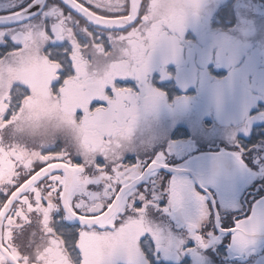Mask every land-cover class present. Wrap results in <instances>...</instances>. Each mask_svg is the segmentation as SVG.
<instances>
[{
	"label": "snow or ice",
	"instance_id": "6c2138e0",
	"mask_svg": "<svg viewBox=\"0 0 264 264\" xmlns=\"http://www.w3.org/2000/svg\"><path fill=\"white\" fill-rule=\"evenodd\" d=\"M198 8L23 0L0 14V264H142L143 210L129 215L135 169L120 154L141 104L163 93L129 85L146 79L154 53ZM206 199L187 181L174 184L171 210L195 226ZM234 231L239 246L252 244L264 209Z\"/></svg>",
	"mask_w": 264,
	"mask_h": 264
},
{
	"label": "flooded vegetation",
	"instance_id": "af4514ba",
	"mask_svg": "<svg viewBox=\"0 0 264 264\" xmlns=\"http://www.w3.org/2000/svg\"><path fill=\"white\" fill-rule=\"evenodd\" d=\"M235 2L241 7L252 2L264 5V0H234L232 8L238 5ZM22 3L23 0H0V14L15 11V6ZM192 61V70L200 72L203 66L198 60ZM165 67L176 68V65L170 63ZM204 69L216 81L228 71L222 68L221 74L214 61L206 63ZM250 82L258 99L240 120L212 122L215 124L209 126L214 127L212 140L206 138L209 135L196 134L191 126L184 129L182 123L172 131L166 128L164 137L157 143L147 142L135 151L123 148L120 155L126 168L135 169L134 180L157 158L164 165L179 168L197 162L200 167H194L195 174L185 173L182 180L207 198L202 220L198 218L192 226L193 221L186 214L171 210V193L176 185L174 172L158 167L132 189L137 195L129 205V215L135 218V210L142 209L146 225L138 242L142 264H264V242L242 252L233 239L239 222L253 211L264 209L261 203L264 201V118L249 123L253 115L263 110L264 101L262 91L255 87L256 81L250 78ZM149 83L157 87L162 81H154L151 75ZM200 83L196 77L194 86H190L194 93ZM188 110L204 111L199 103L190 104ZM207 121L201 118L199 123ZM234 158H239L242 170H237ZM201 166L210 171H203ZM131 176L130 172V182ZM119 264L127 262L121 260Z\"/></svg>",
	"mask_w": 264,
	"mask_h": 264
},
{
	"label": "rangeland",
	"instance_id": "374dc122",
	"mask_svg": "<svg viewBox=\"0 0 264 264\" xmlns=\"http://www.w3.org/2000/svg\"><path fill=\"white\" fill-rule=\"evenodd\" d=\"M195 2L199 5L198 10L188 17L174 43L154 53L146 79L137 81L133 78L129 85L133 88L143 86L142 91L151 88L162 92L163 96L158 98L155 106L144 108L141 104L137 123L124 145L127 150L135 151L147 142L157 143L164 137L166 128L172 131L182 123H185L184 129L191 126L196 134L209 135L206 138L212 140L214 127H209L215 125L212 122L238 121L258 99L251 89L250 78L256 81L255 87L262 91L264 101V5L252 2L241 7L235 2L238 5L232 8L234 0ZM227 5H230L229 10ZM226 13L232 20H224ZM192 60H198L203 66L200 72L192 70ZM209 61L221 68V74L224 73L222 68H227V73L217 81L211 80L204 69ZM170 63L176 68L165 67ZM151 75L154 81L162 83L152 86L149 83ZM196 77L201 83L194 93L190 86H194ZM192 103L202 104L204 111L188 110ZM262 108L249 123L264 118V106ZM201 118L208 121L199 123Z\"/></svg>",
	"mask_w": 264,
	"mask_h": 264
},
{
	"label": "water",
	"instance_id": "95a60500",
	"mask_svg": "<svg viewBox=\"0 0 264 264\" xmlns=\"http://www.w3.org/2000/svg\"><path fill=\"white\" fill-rule=\"evenodd\" d=\"M41 4L43 3V0H40ZM159 158H157L155 161L151 162L148 167L146 168V170L139 176L137 177L134 181L130 182L133 186L132 189L139 184L140 182H142L143 180H145L147 178V176L149 175V173L154 170L157 169L158 167H162L168 171L174 172L175 173V181L174 183H176L177 186H180L183 182V175L185 173H194L195 174V169L194 167H200L199 165L196 164H190L188 167L186 168H179V167H173V166H168V165H164L162 164V161L159 162ZM153 164H155L156 166L153 167ZM201 169L203 171H210V168H206L204 166H201ZM263 208H259L256 211V214L259 215L261 213V210ZM238 235V234H237ZM264 242V232H258V234L256 235V237L254 238V242L256 244H250V245H246V246H239L237 242H235V246L241 247L242 248V252H247L249 249L252 248L253 245H256V247H259V245H261Z\"/></svg>",
	"mask_w": 264,
	"mask_h": 264
},
{
	"label": "trees",
	"instance_id": "16d2710c",
	"mask_svg": "<svg viewBox=\"0 0 264 264\" xmlns=\"http://www.w3.org/2000/svg\"><path fill=\"white\" fill-rule=\"evenodd\" d=\"M228 7H226V9L227 10H229L230 8V5H227ZM226 12H228V11H226ZM224 17H226V18H224V20H232V16L229 14V13H226V15L224 16ZM223 20V21H224Z\"/></svg>",
	"mask_w": 264,
	"mask_h": 264
}]
</instances>
